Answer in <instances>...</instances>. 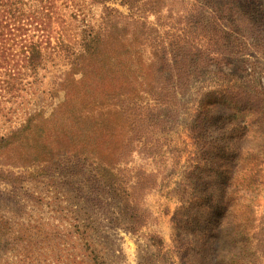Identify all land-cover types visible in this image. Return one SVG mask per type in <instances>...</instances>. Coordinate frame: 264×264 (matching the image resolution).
<instances>
[{
  "label": "trees",
  "instance_id": "1",
  "mask_svg": "<svg viewBox=\"0 0 264 264\" xmlns=\"http://www.w3.org/2000/svg\"><path fill=\"white\" fill-rule=\"evenodd\" d=\"M61 1L0 0V123L4 119L5 125H11L13 114L24 108L29 94L34 96L40 90L43 72L54 57L59 59L64 52L70 65L67 78L53 82L47 90L51 99L64 92L66 101L54 107L48 117L45 107L26 111L19 126L1 134L0 188L9 185L16 192L23 190L40 179L61 154L89 162L97 183L107 189L118 207L116 221H130L133 232L138 233L147 220L137 195L149 185L150 175L139 174L140 170L137 173L120 157L151 137L145 131L153 129L155 122H165L162 114L175 106L176 92H185L190 85L191 59L200 55L207 63L208 53L217 50L201 52L199 44L188 40L186 34L166 40L157 34L146 38L139 33L136 41L150 43L153 53L144 61L131 56L126 35L133 21L108 4L119 1L133 16L141 7L155 12L162 0H95L104 11L100 23L86 27L79 48L66 47L62 32L55 28ZM138 24L144 33L146 24ZM202 33L208 40L220 36L217 31ZM163 63L172 68V78L164 76ZM242 94L216 102L221 111L204 107L193 130L198 159L188 175L191 198L178 209L174 221L182 242L194 248L196 237L204 234L205 239L206 225L215 215L214 232L205 239L209 253L203 264H242L256 258L255 208L264 195V94ZM240 121L239 126L244 127L237 145L236 125ZM250 131V145H241ZM78 226L84 228L80 236L85 253H89L86 260L99 264L98 253L88 239V225ZM5 227L0 220V245L9 235ZM261 246L264 257V237ZM12 262L28 260L19 254Z\"/></svg>",
  "mask_w": 264,
  "mask_h": 264
},
{
  "label": "rangeland",
  "instance_id": "2",
  "mask_svg": "<svg viewBox=\"0 0 264 264\" xmlns=\"http://www.w3.org/2000/svg\"><path fill=\"white\" fill-rule=\"evenodd\" d=\"M94 2H59L57 12L61 15L55 28L62 32L63 45L79 48L86 27L100 23L103 7ZM161 3L155 12L141 7L133 16L119 1L108 4L111 10L129 15L133 21L126 35L131 56L144 61L153 53L150 43L140 45L141 41H136L139 33L146 38L157 34L166 40L186 34L188 40L199 44L201 52L211 48L217 51L206 54L207 63L200 55L191 59L190 85L185 92H176L175 106L162 114L165 122H155L153 129L145 131L146 136H152L141 144L136 143L128 149V155L120 157L129 161L130 168H135L137 173L140 170L139 174L150 175L146 182L149 185L137 195L147 223L134 233L130 221L117 222L118 207L107 189L97 183L94 166L61 154L40 179L36 177L23 190L16 192L9 185L1 186L0 220L6 224L5 232L9 235L0 245V264H15L13 257L19 254L28 260L22 264H89L86 260L89 253H85L86 246L80 236L84 228L79 229L80 224L88 225V239L98 253L99 264H203L204 256L209 253L205 239L214 232L215 215L210 217L212 223L206 225L205 239L204 234L196 237L194 248L182 242L174 221L178 209L191 198L188 175L198 159L193 130L204 107L221 111L216 102L231 98L232 94H264V0H162ZM140 21L146 24L144 33ZM205 30L209 35L217 31L220 36L204 39ZM65 57L62 52L61 58L54 57V61L48 62L40 90L34 96L29 94L24 108L13 114L11 125H5L4 119L1 121L0 136L10 127L19 126L26 111L33 113L45 107L48 117L54 107L66 101L64 92L54 99L47 92L53 82L67 78L70 65ZM170 70L163 63L161 71L166 78L174 76ZM241 123L236 125L237 145L244 127L239 126ZM213 134L218 137L214 131ZM251 137L250 131L241 145L249 146ZM117 151L120 153L121 149L118 147ZM255 209L256 258L242 264H264L261 246L264 195Z\"/></svg>",
  "mask_w": 264,
  "mask_h": 264
}]
</instances>
